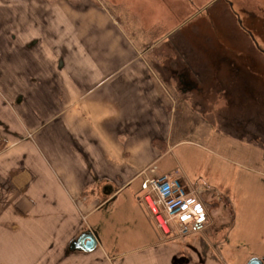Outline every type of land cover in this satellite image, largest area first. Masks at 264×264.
Returning a JSON list of instances; mask_svg holds the SVG:
<instances>
[{"label":"crops","instance_id":"obj_1","mask_svg":"<svg viewBox=\"0 0 264 264\" xmlns=\"http://www.w3.org/2000/svg\"><path fill=\"white\" fill-rule=\"evenodd\" d=\"M136 19L104 0L0 9V264H264V148L182 137V42L142 39ZM151 171L201 188L205 231L163 238L141 200ZM85 231L95 248H70Z\"/></svg>","mask_w":264,"mask_h":264},{"label":"rangeland","instance_id":"obj_2","mask_svg":"<svg viewBox=\"0 0 264 264\" xmlns=\"http://www.w3.org/2000/svg\"><path fill=\"white\" fill-rule=\"evenodd\" d=\"M134 1L104 3L136 15V33L142 39H162L177 46L182 42V78L171 79L173 87H182V137L201 141L197 133L207 128L212 134L231 135L264 148V0H150L161 4L154 7L147 5L148 0ZM5 3L14 6L18 0H0V9ZM14 95L6 93L9 99ZM195 114L204 118L201 124ZM46 129V146L42 139L37 145L48 164L51 129ZM60 134L59 141L66 132ZM190 145L174 152L195 148ZM191 187L204 203L201 188Z\"/></svg>","mask_w":264,"mask_h":264},{"label":"built area","instance_id":"obj_3","mask_svg":"<svg viewBox=\"0 0 264 264\" xmlns=\"http://www.w3.org/2000/svg\"><path fill=\"white\" fill-rule=\"evenodd\" d=\"M182 174H157L151 171L141 181V200L155 227L168 237L201 232L210 226V218L195 188L184 182Z\"/></svg>","mask_w":264,"mask_h":264},{"label":"water","instance_id":"obj_4","mask_svg":"<svg viewBox=\"0 0 264 264\" xmlns=\"http://www.w3.org/2000/svg\"><path fill=\"white\" fill-rule=\"evenodd\" d=\"M97 244L95 236L89 231L82 232L78 238H76L72 243L70 248L90 251L95 248ZM248 264H262L258 259L249 260Z\"/></svg>","mask_w":264,"mask_h":264},{"label":"bare ground","instance_id":"obj_5","mask_svg":"<svg viewBox=\"0 0 264 264\" xmlns=\"http://www.w3.org/2000/svg\"><path fill=\"white\" fill-rule=\"evenodd\" d=\"M21 212H25V209L22 207V210H21Z\"/></svg>","mask_w":264,"mask_h":264},{"label":"trees","instance_id":"obj_6","mask_svg":"<svg viewBox=\"0 0 264 264\" xmlns=\"http://www.w3.org/2000/svg\"><path fill=\"white\" fill-rule=\"evenodd\" d=\"M156 143H157V141H156Z\"/></svg>","mask_w":264,"mask_h":264}]
</instances>
